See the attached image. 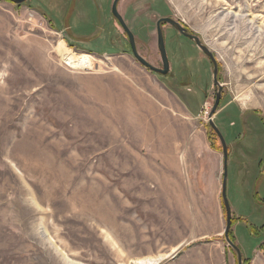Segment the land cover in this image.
<instances>
[{"label": "rangeland", "instance_id": "obj_1", "mask_svg": "<svg viewBox=\"0 0 264 264\" xmlns=\"http://www.w3.org/2000/svg\"><path fill=\"white\" fill-rule=\"evenodd\" d=\"M114 1L0 2V264H238L211 122L227 146L246 129L258 139L229 152L227 174L230 233L251 259L264 243L250 232L264 226V0L119 2L139 56L163 69L157 22L170 18L213 54L220 87L169 24V73L141 65Z\"/></svg>", "mask_w": 264, "mask_h": 264}, {"label": "water", "instance_id": "obj_2", "mask_svg": "<svg viewBox=\"0 0 264 264\" xmlns=\"http://www.w3.org/2000/svg\"><path fill=\"white\" fill-rule=\"evenodd\" d=\"M27 0H0V2H10L12 4L15 5H21L23 3H25ZM121 0H115L112 6V14L113 16L117 19V21L119 22L121 28L123 29V31L127 34L128 38H129V43H130V47L132 50V53L135 57V59L144 67H146L147 69H149L152 72L155 73H159L162 75H167L170 71V64H169V60H168V56H167V51H166V46H165V40H164V35L161 29V24L166 23L169 24L171 26H173L174 28H176L182 35H184L185 37L193 40L197 47L211 60V62L214 65V84L215 86L220 87L219 82L217 80V64L215 61V58L213 56V54L209 51V49L207 47H205L200 39L198 37L192 36L191 34H189L187 32V30L179 23L176 22L170 18H162L157 22V34H158V49L160 51L161 54V58H162V64H163V69H158L153 67L151 64H149L147 61H145L141 56H139L138 52H137V48H136V43H135V36L132 34V32L129 30V28L127 27L126 23L124 22L122 16L119 14L118 11V4ZM220 102V94L217 96V100L215 103V106L211 112L210 115V119L213 118L214 113L219 105ZM213 128V130L216 132V134L218 135V137L221 140V144L223 147V172H224V177H223V184H222V198H223V202H224V206H225V212H226V228L224 231V236L225 239L227 241V243L229 244V246H231L238 255V264H243V260H242V255L240 250L233 244V242L230 239V231L232 228V222H233V216H232V210L227 198V174H228V149H227V145L225 143V140L223 138V136L221 135L220 131L218 130V128L214 125L213 122H211L210 124Z\"/></svg>", "mask_w": 264, "mask_h": 264}, {"label": "flooded vegetation", "instance_id": "obj_3", "mask_svg": "<svg viewBox=\"0 0 264 264\" xmlns=\"http://www.w3.org/2000/svg\"><path fill=\"white\" fill-rule=\"evenodd\" d=\"M28 1V0H27ZM26 1V2H27ZM25 2V3H26ZM24 4V3H23ZM113 6V5H112ZM111 12H112V7H111ZM113 15V14H112ZM114 17V16H113ZM115 18V17H114ZM116 19V18H115ZM117 20V19H116ZM118 22V21H117ZM118 24H119V22H118ZM166 23H163V24H161V27H162V25H165ZM120 25V24H119ZM182 25V24H181ZM183 26V25H182ZM121 27V26H120ZM173 27V26H172ZM184 27V26H183ZM185 28V27H184ZM186 30H187V28H185ZM188 32V31H187ZM180 33V32H179ZM126 34V33H125ZM181 34V33H180ZM127 35V34H126ZM182 35V34H181ZM70 36H72V37H74V34L72 35V34H70ZM183 37H185L184 35H182ZM128 37V36H127ZM185 38H187V37H185ZM188 40H191V39H189V38H187ZM129 40V39H128ZM193 43H195L193 40H191ZM130 44V43H129ZM195 45H196V43H195ZM196 47H197V45H196ZM131 48V47H130ZM198 48V47H197ZM215 115V114H214ZM242 127H246V125H245V122L243 123V125H242ZM216 133V132H215ZM220 139V138H219ZM249 139H254V141H255V145H253V147H255V148H253V150H256V151H259V149H257L258 148V144H257V138H254V137H252L251 135H249V132L247 131V129L245 130V136H243V137H240L237 141H235L236 143L235 144H233V145H228L227 146V149H228V157H229V152L230 153H234V154H237L238 152L240 153V150H241V148H243V146H245L246 145V143H244L246 140L247 141H249ZM221 141V140H220ZM226 143V142H225ZM259 143V142H258ZM227 145V144H226ZM222 149H223V147H222ZM251 161H255V160H253V159H251ZM264 163V162H263ZM262 163V164H263ZM262 170V172H261V174L263 175V168L261 169ZM264 176V175H263Z\"/></svg>", "mask_w": 264, "mask_h": 264}, {"label": "crops", "instance_id": "obj_4", "mask_svg": "<svg viewBox=\"0 0 264 264\" xmlns=\"http://www.w3.org/2000/svg\"><path fill=\"white\" fill-rule=\"evenodd\" d=\"M244 143H246V145L243 146V148H241L240 153H242L246 157V156L250 155V153L253 151V144L250 141H247V140ZM258 157L259 156L255 157L253 160H257L256 158H258ZM261 161H262V158H261L260 162ZM244 171L248 172V170H246V169ZM261 172H262V170H261ZM263 175H264V172H263ZM263 175H261V176H263ZM262 179H264V176H263ZM243 218H244L243 215H239V217L237 219H243ZM263 244L264 243H262L261 245H263ZM250 264H264V250L261 249V247H260V249H255L253 251V257L251 258Z\"/></svg>", "mask_w": 264, "mask_h": 264}, {"label": "bare ground", "instance_id": "obj_5", "mask_svg": "<svg viewBox=\"0 0 264 264\" xmlns=\"http://www.w3.org/2000/svg\"><path fill=\"white\" fill-rule=\"evenodd\" d=\"M61 59L71 68L74 69H85L89 66L90 59L86 55L73 54L69 51H63ZM140 263H143L140 262Z\"/></svg>", "mask_w": 264, "mask_h": 264}, {"label": "trees", "instance_id": "obj_6", "mask_svg": "<svg viewBox=\"0 0 264 264\" xmlns=\"http://www.w3.org/2000/svg\"><path fill=\"white\" fill-rule=\"evenodd\" d=\"M234 220V219H233ZM237 220H239V219H237ZM233 223H234V221H233ZM250 229H251V234L252 235H254V236H258L257 234L259 233V232H264V226H262L261 228H255V227H250ZM230 239H231V241L233 242V244L239 249V246L237 245V243L235 242V237L233 236V234L232 233H230ZM261 249H263L264 250V244L263 245H261ZM240 250V249H239ZM242 260H243V264H250V262H251V259H243L242 258Z\"/></svg>", "mask_w": 264, "mask_h": 264}]
</instances>
